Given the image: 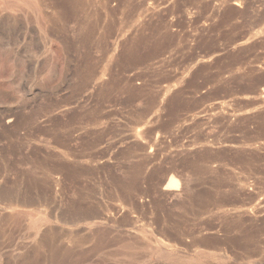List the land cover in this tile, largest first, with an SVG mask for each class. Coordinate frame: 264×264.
I'll use <instances>...</instances> for the list:
<instances>
[{
	"label": "rangeland",
	"instance_id": "1",
	"mask_svg": "<svg viewBox=\"0 0 264 264\" xmlns=\"http://www.w3.org/2000/svg\"><path fill=\"white\" fill-rule=\"evenodd\" d=\"M0 264H264V0H0Z\"/></svg>",
	"mask_w": 264,
	"mask_h": 264
},
{
	"label": "bare ground",
	"instance_id": "2",
	"mask_svg": "<svg viewBox=\"0 0 264 264\" xmlns=\"http://www.w3.org/2000/svg\"><path fill=\"white\" fill-rule=\"evenodd\" d=\"M138 5H140V4H138Z\"/></svg>",
	"mask_w": 264,
	"mask_h": 264
}]
</instances>
